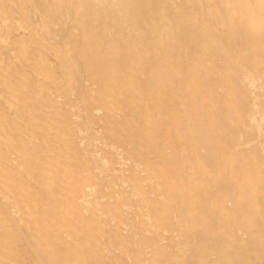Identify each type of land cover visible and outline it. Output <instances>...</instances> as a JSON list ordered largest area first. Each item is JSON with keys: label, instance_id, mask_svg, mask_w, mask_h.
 I'll return each mask as SVG.
<instances>
[{"label": "bare ground", "instance_id": "1", "mask_svg": "<svg viewBox=\"0 0 264 264\" xmlns=\"http://www.w3.org/2000/svg\"><path fill=\"white\" fill-rule=\"evenodd\" d=\"M0 264H264V0H0Z\"/></svg>", "mask_w": 264, "mask_h": 264}]
</instances>
